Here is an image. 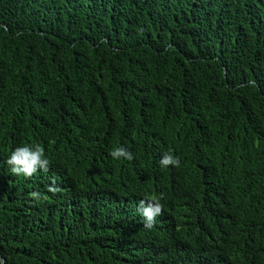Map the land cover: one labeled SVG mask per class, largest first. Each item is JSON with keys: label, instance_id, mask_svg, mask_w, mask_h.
<instances>
[{"label": "trees", "instance_id": "16d2710c", "mask_svg": "<svg viewBox=\"0 0 264 264\" xmlns=\"http://www.w3.org/2000/svg\"><path fill=\"white\" fill-rule=\"evenodd\" d=\"M0 264H264V0H0Z\"/></svg>", "mask_w": 264, "mask_h": 264}, {"label": "clouds", "instance_id": "9594fccd", "mask_svg": "<svg viewBox=\"0 0 264 264\" xmlns=\"http://www.w3.org/2000/svg\"><path fill=\"white\" fill-rule=\"evenodd\" d=\"M110 155L115 159H119L120 157H124L127 160L133 159L132 153L123 147L112 150ZM7 163L11 166L10 170L13 174L31 177L38 169L47 171L49 161L45 158V152L42 146L36 145L33 147L30 145H25L17 147L11 153ZM160 164L163 167H168L170 165L179 167L180 158L170 153H164L162 159L160 160ZM49 190L54 193L59 191L57 188H50ZM33 195L39 198V193H33ZM162 199L163 195L152 196L147 198V203L144 200L140 202V207L138 210L144 217V227L146 229H152L155 226V218L162 214Z\"/></svg>", "mask_w": 264, "mask_h": 264}]
</instances>
